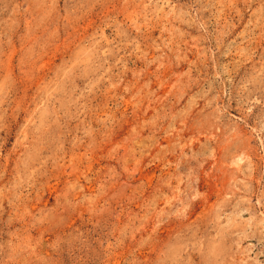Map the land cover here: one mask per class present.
Listing matches in <instances>:
<instances>
[{
  "label": "rangeland",
  "instance_id": "1",
  "mask_svg": "<svg viewBox=\"0 0 264 264\" xmlns=\"http://www.w3.org/2000/svg\"><path fill=\"white\" fill-rule=\"evenodd\" d=\"M0 264H264V0H0Z\"/></svg>",
  "mask_w": 264,
  "mask_h": 264
}]
</instances>
